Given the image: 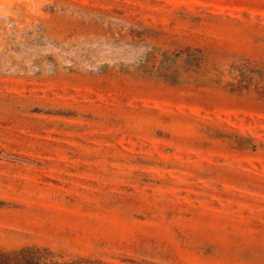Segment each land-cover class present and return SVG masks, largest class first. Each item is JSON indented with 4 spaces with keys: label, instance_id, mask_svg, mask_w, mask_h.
Instances as JSON below:
<instances>
[{
    "label": "rangeland",
    "instance_id": "obj_1",
    "mask_svg": "<svg viewBox=\"0 0 264 264\" xmlns=\"http://www.w3.org/2000/svg\"><path fill=\"white\" fill-rule=\"evenodd\" d=\"M0 264H264V0H0Z\"/></svg>",
    "mask_w": 264,
    "mask_h": 264
}]
</instances>
